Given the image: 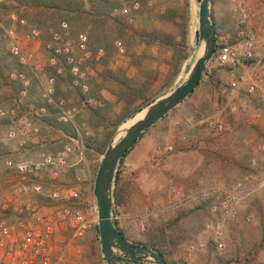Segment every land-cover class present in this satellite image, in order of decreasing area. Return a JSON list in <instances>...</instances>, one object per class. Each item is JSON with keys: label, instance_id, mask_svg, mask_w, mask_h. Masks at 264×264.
Masks as SVG:
<instances>
[{"label": "rangeland", "instance_id": "obj_1", "mask_svg": "<svg viewBox=\"0 0 264 264\" xmlns=\"http://www.w3.org/2000/svg\"><path fill=\"white\" fill-rule=\"evenodd\" d=\"M133 2L137 3V7L133 8L130 4H124L123 6L129 7L130 11L121 17L128 29L120 40L126 43L122 46L126 47L128 51L122 53L111 51L109 55L101 57L103 60L92 59L85 64L88 82L96 94L93 91L91 93L102 101V106L87 104L84 100L85 95L71 87L68 69L64 65L59 64L62 72L55 74V70L48 62L49 52L43 45L46 38H42L40 33L39 40L32 39L30 42L24 43V49L30 54L32 65L37 66L36 72L39 79L43 81L48 76L55 74L56 96L73 98L74 105L78 110L75 115V125L79 133L75 131L73 125L59 122L52 110L49 115L45 116H38L34 113L36 107L42 103V98L39 80L31 75L30 70L26 71L31 81L26 96L20 94L21 83L11 76V73L16 70H11L7 74V78L4 73L6 81H10V84H0V107L15 108L17 114L14 120L25 115L30 119L32 126L37 128V131L28 137L26 152L21 150L18 139L8 140L0 135V216L6 214L10 220L20 217L19 208L25 198L16 189V183L20 179L19 175L4 165L6 158L34 160L41 151L55 154L62 150L65 144H69L73 150L68 157V166L63 168L64 170L61 169L59 175L52 182L63 193L71 186L76 187L82 195L91 192L92 185L90 190L84 187L89 178L94 179L103 152L99 154L91 150L90 147L101 145L106 133L112 129L111 122H115L122 108V103L117 102L113 94L102 88L104 81L100 71L104 65L106 67H127V74L132 75L135 72V67L128 64V53H131L132 50L137 51L141 62L156 70L147 95L157 94L160 96L164 94L186 74L192 63V56H195L197 50L195 46L197 44L198 0H188L190 55L171 87L163 90H161L160 84L167 67L166 59L169 57V53L154 43H141L137 40V34L152 28H158L161 31L172 30L175 23L180 21L184 0H133ZM252 2L258 9V18L254 23V26L258 27L264 24V0H252ZM222 12L229 14L227 27L222 31L225 32L231 29L229 2L228 0H216L215 4L211 3V13L216 18ZM30 13H32L30 10L23 7L13 10L1 8L0 24L5 27H14L16 33L21 37L27 34L29 29H37L31 27L26 18V15ZM10 14L23 18L25 23L20 25L13 22ZM261 43L262 46L258 49L255 60L244 66L246 78H253V73L257 68L260 73L264 74L263 39ZM259 59L260 62L257 64L256 61ZM221 68L224 69V67L216 66L215 63H210L205 76L194 91L181 104L143 133L144 135L140 138L141 140L138 139L136 147L126 154L116 170L120 177L119 186L124 189L123 201L113 207L115 221L119 228L132 243L145 241L150 228L162 227L164 238L160 237L157 245L164 250L167 258L173 264H230L249 253L253 255L251 264H264V211L259 203L258 190L251 189L247 195L242 193L244 197L242 203L237 207L236 216L223 221L219 217L211 215L205 201L197 197L188 198L189 195L206 186L212 184L231 185L247 174L251 175L252 183H255L264 171V155L259 148V145H264L263 91L259 90L258 95L250 96L242 90L241 96H247L249 100L248 107L245 110L240 109L241 116L238 119L234 118L233 114L228 115L231 128L226 133L211 137L204 134L206 131L202 126H196L194 132L202 141L199 147L177 145L175 150L167 154L162 161H152V152L158 143L176 140L174 122L190 121L195 123L221 109L226 111L225 100L222 101L218 94V87L223 81L218 78L217 71ZM262 87L264 89V85ZM17 88L18 93L16 92ZM91 108H98V113L95 114ZM257 112L261 113L260 117L256 116ZM17 124L10 118H0V131L4 132L9 127H16ZM63 125L72 126L74 134H65L60 129ZM70 137L77 141L71 140ZM250 140L252 141L250 142ZM86 142L88 143L87 147L84 144ZM252 157L257 159L256 167H251L249 164ZM44 183V189L47 190L50 182L44 181ZM172 187H180L183 196H174ZM8 196L13 197V202L10 210L5 213L2 206ZM29 198L42 213H47V211H43L47 209H51L50 213L55 209L57 212L62 206L75 208L84 206L82 203H76L66 198L52 201L49 197L39 194H33ZM217 225L223 231L225 242V247L221 251L216 250L213 243L210 242L211 226ZM96 226L70 244L61 264H106ZM69 235L66 226L59 222L57 239H55L56 249H60L66 244ZM199 239L208 241L207 247L194 251L192 258L187 259V244ZM0 264L4 263L0 261ZM145 264L155 263L147 261Z\"/></svg>", "mask_w": 264, "mask_h": 264}, {"label": "built area", "instance_id": "obj_2", "mask_svg": "<svg viewBox=\"0 0 264 264\" xmlns=\"http://www.w3.org/2000/svg\"><path fill=\"white\" fill-rule=\"evenodd\" d=\"M228 2L231 29L216 35L215 52L209 61V64L215 63L216 66L225 67L229 71L226 80L218 87L220 98L225 100L226 111L209 114L195 123L190 121L174 122L176 140L158 143L152 152V161L154 162L162 161L167 154L175 150L177 145L199 147L202 141L194 132L196 126H202L206 131L204 134L211 137L226 133L231 128L228 115L233 114L239 108L246 109L248 107L247 96H239V83L245 78V74L239 71L255 60L258 49L262 46L261 40L264 41V24L258 27L254 26L258 18V9L252 0H228ZM132 7L136 8L137 3H134ZM129 11L130 8L127 6L120 9L122 14H128ZM10 18L20 25L25 23L23 18H19L15 14H10ZM0 26L4 29L8 39L10 54L23 67V69L11 73V76L21 83L20 94L26 96L28 93L31 84L30 76L27 74L28 70L33 77L39 80L42 103L36 107L34 113L38 116H45L49 115L52 110L59 122L73 125L75 131L79 133L75 125V115L78 110L74 105L73 98L56 96L55 93V74L62 72L61 66L58 65V59L61 57L67 65L70 85L85 95V102L94 106H102V101L91 93L85 64L92 59L101 57L103 50L99 48L93 52L88 47L86 32L79 31L72 36L67 22L61 21L59 30L52 31L50 36L43 41L45 49L51 54L48 62L55 70V74L42 81L36 72L37 66L32 65L30 54L24 49V43H28L32 39L39 40V30L32 28L27 34L20 37L14 27H5L2 24ZM114 44L119 53L124 51L119 40H116ZM256 62L258 64L260 59ZM263 85L264 74L260 73L257 68L253 73V78L249 77L244 91L250 96L258 95L259 90L264 92ZM16 114V109L13 107H0V118L7 117L18 123L16 127H9L4 132L0 131V135L8 140L18 139L19 146L25 149L27 138L37 131V128L32 126L30 119L25 115L14 120ZM256 116L260 117L261 113L257 112ZM70 139L77 141L72 137ZM259 148L264 155V145H259ZM72 150L71 145L65 144L63 149L55 154L39 152L34 160L24 158H6L4 160L5 167L14 170L19 175L20 179L16 183V189L20 195L25 196L22 206L19 208L20 217L10 220L6 214L0 216V261L4 264H61L70 244L97 225V208L92 190L89 194L82 195L76 187L72 186L68 187L64 193L55 185L47 190L44 189V181H54L60 170L68 166V157ZM249 164L251 167H256L257 159L252 157ZM43 178H45L44 181ZM251 179V175L247 174L231 185L212 184L189 195L188 198L197 197L205 201L211 215L219 217L223 221L236 216L237 207L242 203L244 197L242 193L247 195L251 189H256L259 191V203L264 211V171L255 183H252ZM172 193L177 197L183 196L180 187H172ZM33 194L45 195L52 201L66 198L76 203H82L84 206L83 208L62 206L57 212L55 209L50 214L42 213L29 198ZM12 202V196L5 198L2 206L5 213L10 210ZM59 222L66 226L70 235L66 244L60 249H56L55 239ZM223 237L220 226H211L210 242L218 251L225 247ZM207 242L199 239L188 243L186 258L191 259L194 251L206 248ZM252 257L253 255L249 253L230 264H251Z\"/></svg>", "mask_w": 264, "mask_h": 264}, {"label": "trees", "instance_id": "obj_3", "mask_svg": "<svg viewBox=\"0 0 264 264\" xmlns=\"http://www.w3.org/2000/svg\"><path fill=\"white\" fill-rule=\"evenodd\" d=\"M215 2L216 0H212V5ZM126 3L133 5L135 2L133 0H2L0 2V9L6 8L13 10L23 7L30 10L32 13L26 15V18L31 24L30 26L36 27L39 30L40 36L46 39L52 31L59 30L61 21H66L72 36L76 35L79 31L86 32L88 36V47L93 52L101 48L103 55H109L111 51H117L114 44L116 40H119L123 46L126 45V43L120 40L123 33H126V29H128L127 25L121 19L123 14L120 13L121 7ZM182 9L183 12L180 21L175 23L172 30L161 31L158 28H152L137 34V40L141 43H154L169 53V57L166 59L167 67L161 79V90L171 87L191 52L188 27V0H184ZM212 17L214 30L216 35H218L226 29L229 22V14L222 12L219 17L216 18L213 14ZM125 51H128L126 47H124L123 52ZM50 55L49 53V57ZM101 57L98 59L103 60ZM59 64L64 65L67 69V65L61 57L58 59ZM128 64L135 67V72L132 75H128L127 67L122 66L106 67L104 65L100 71V75L104 81L102 88L113 94L115 100L122 103V108L115 122H111L112 129L106 133L101 145L90 147L91 150L99 154L104 151L111 134L119 123L158 96L157 94H146L151 88L156 70L145 66L139 59L138 52L135 50L128 53ZM11 70L19 71L21 70V65L10 54L4 29L0 26V84H10V81H6L4 73H6L7 78V74ZM91 91L93 90L91 89ZM16 92L18 93V88ZM91 110L95 114L99 111L98 108H91ZM60 129L65 134H74L72 126L70 125H63ZM137 142L138 140L127 150L124 157ZM84 144L86 147L88 146L87 142ZM122 161L123 159L120 163ZM119 180L120 177L118 172H116L113 188V207H116L123 201L124 189L122 186H119ZM119 229L125 237L122 229ZM160 237L161 239L164 238L163 228L152 227L149 229L145 241H136L132 242V244L153 247L163 255L167 264H173L167 258L164 250L157 245Z\"/></svg>", "mask_w": 264, "mask_h": 264}, {"label": "water", "instance_id": "obj_4", "mask_svg": "<svg viewBox=\"0 0 264 264\" xmlns=\"http://www.w3.org/2000/svg\"><path fill=\"white\" fill-rule=\"evenodd\" d=\"M212 0H198L197 44L199 53L184 77L117 125L100 156L92 182L97 208V232L106 264H167L156 249L129 242L120 232L113 210V188L117 167L125 153L143 133L167 113L181 104L200 84L216 47V32L211 13Z\"/></svg>", "mask_w": 264, "mask_h": 264}, {"label": "crops", "instance_id": "obj_5", "mask_svg": "<svg viewBox=\"0 0 264 264\" xmlns=\"http://www.w3.org/2000/svg\"><path fill=\"white\" fill-rule=\"evenodd\" d=\"M242 70H240L239 72L241 73H244V67H242L241 68ZM228 74H229V71H228V69L227 68H225L224 67V69H220V70H218L217 71V75H218V78L220 79V80H222V81H224V80H226V78L228 77ZM249 82V77H247L246 78V76H245V78L239 83V87H240V93H239V96L241 97V92H242V90L244 91V89H245V87H246V85H247V83ZM222 101H223V99H221ZM226 104H224V106H225ZM240 109L241 108H239L237 111H235L234 113H233V117L234 118H237L238 119V117H240L241 116V111H240ZM223 109H221V110H219V111H222ZM242 110H245V109H242ZM242 119V118H241ZM240 120V119H239ZM246 120V119H245ZM28 139V138H27ZM31 139V138H30ZM29 139V140H30ZM32 140V139H31ZM141 140V139H140ZM139 142V141H138ZM138 143H136L135 145H134V147L133 148H135L136 147V145H137ZM26 149H27V147H25V149H23V148H21V150L22 151H24V152H26ZM92 182H93V178L91 179V178H89L88 179V181L86 182V186L84 187V188H86V189H88V190H90L91 189V185H92ZM53 185H55L53 182H50V184L48 185V187L50 188V187H52ZM48 188V189H49ZM43 209V208H42ZM51 209H47V210H43L44 212L45 211H47V213H50L49 211H50ZM52 212V211H51ZM54 212V211H53ZM52 212V213H53ZM56 239H57V236H56Z\"/></svg>", "mask_w": 264, "mask_h": 264}, {"label": "bare ground", "instance_id": "obj_6", "mask_svg": "<svg viewBox=\"0 0 264 264\" xmlns=\"http://www.w3.org/2000/svg\"><path fill=\"white\" fill-rule=\"evenodd\" d=\"M200 49H201V46L197 48L195 56L199 53Z\"/></svg>", "mask_w": 264, "mask_h": 264}]
</instances>
